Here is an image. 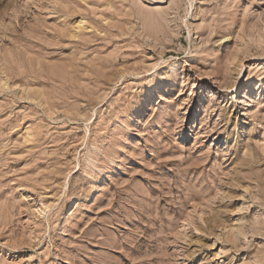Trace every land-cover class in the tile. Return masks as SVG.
<instances>
[{"label":"rangeland","instance_id":"rangeland-1","mask_svg":"<svg viewBox=\"0 0 264 264\" xmlns=\"http://www.w3.org/2000/svg\"><path fill=\"white\" fill-rule=\"evenodd\" d=\"M0 264H264V0H0Z\"/></svg>","mask_w":264,"mask_h":264}]
</instances>
